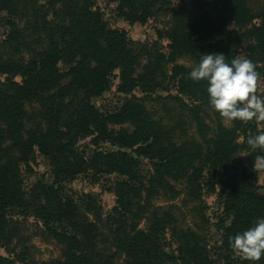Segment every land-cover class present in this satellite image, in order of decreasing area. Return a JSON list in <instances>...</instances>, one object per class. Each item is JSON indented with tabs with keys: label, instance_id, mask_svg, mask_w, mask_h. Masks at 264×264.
Returning <instances> with one entry per match:
<instances>
[{
	"label": "trees",
	"instance_id": "obj_1",
	"mask_svg": "<svg viewBox=\"0 0 264 264\" xmlns=\"http://www.w3.org/2000/svg\"><path fill=\"white\" fill-rule=\"evenodd\" d=\"M93 1L46 0L39 4V0H0V22L8 28L0 40V49L7 53L4 60L0 59V77H4L0 80V241L7 238L4 232L9 227L8 216L16 210L37 219L65 247L63 262L47 264H109L113 256L102 259L96 253L98 225L83 219L64 183L90 170L124 177L112 188L115 217L107 221L114 224L118 234L126 231L131 206L140 199L141 191L150 198L157 196L156 187L163 191L171 189L166 179L176 181L173 172H179L180 178L200 191V180L207 172L213 180L209 192L218 185L222 200L217 224L221 243L213 248L215 259L211 248L196 234L170 228V214V220L167 215L158 218V214H148L147 206L138 202L133 216L148 217L151 224L145 232L130 226L119 247L126 262L130 261L127 264H218L217 253L236 255L230 238L264 219V193L255 186V173L247 176L233 167L235 156L248 153V172L257 157L264 155L260 149L251 150L246 143L249 135L259 131L253 122L233 120L231 128L218 125L204 152L194 139L177 143L181 136L176 137L174 131L179 130V125L161 126L142 106L143 99L163 89L157 76L165 56L156 52L157 58L151 56L139 69L140 56L132 48L133 43L124 32L105 25L101 14L93 8ZM108 1L115 4L118 18L129 25L145 24L161 10L155 7L164 6V0ZM243 4L244 0H229L232 20L239 27L249 22ZM255 19L257 23L251 24L245 34L255 43L249 58L256 57L252 61L264 76V6ZM192 24L176 21L167 28L164 35L168 58L189 55L199 62L203 54L222 53L226 62L234 59L224 21L194 20ZM114 72H118V91L125 98L117 111L102 114L91 99L108 90ZM169 80L178 95L170 100L180 101L184 97L190 101L188 106L182 102L188 109L186 113L199 131L209 130L202 116L220 115L209 103L207 83L194 81L189 71L180 66L171 69ZM135 90L144 97L134 96ZM202 107L205 110H199ZM124 123L132 130L109 128ZM86 138H91L96 147L89 155L76 148L77 142ZM101 143L109 144L113 151L99 150ZM36 154L48 159L52 184L36 182L27 192L22 190L21 173L33 174ZM138 159L154 163L147 188L139 183ZM193 195L200 200V194ZM86 210H95L94 204L87 203ZM154 211L165 215L160 208ZM167 233L173 239L170 244H175L169 254L164 251ZM239 263L257 261L241 258ZM258 263L264 264V257ZM0 264L11 262L0 256Z\"/></svg>",
	"mask_w": 264,
	"mask_h": 264
},
{
	"label": "rangeland",
	"instance_id": "obj_2",
	"mask_svg": "<svg viewBox=\"0 0 264 264\" xmlns=\"http://www.w3.org/2000/svg\"><path fill=\"white\" fill-rule=\"evenodd\" d=\"M46 0H39V4H45ZM246 8L245 27H239L234 24L231 15V7L229 0H164V6L156 15L149 19L145 24L129 25L122 19L118 18L115 4H111L108 0H94L93 8L101 14L103 22L109 29L122 31L126 34L127 39L133 43L134 51L140 56L138 65L139 69L147 61L157 58L156 52L165 56V59L160 62L161 71L158 74V81L161 88L149 97L142 100V106L148 113L149 117L161 126H173L178 124L179 130L175 129L177 143L185 142L187 139H194V143L204 152L208 148V139H211L218 125L231 128V122L225 118H214L211 113H206L207 117L203 120L209 130L199 131L191 116L186 113V107L191 102L184 97H180V101L170 100L172 97H178L176 89L171 86L169 80L171 69L174 66H180L191 72V70L199 63L193 60L189 55H184L171 60L168 58V50L165 38V31L177 22L184 21L187 26L193 25L194 20L203 21H224L226 23L225 33L228 36L231 47L234 50V58L238 54L244 58H249L251 47L255 45L253 41L245 34L251 24L257 23L255 17L264 6V0H244ZM255 16V17H251ZM244 19V18H243ZM8 32V28L0 22V40L3 39ZM7 56L5 50L0 49V59L4 60ZM151 56H153L151 58ZM259 66V64H257ZM138 69V70H139ZM139 72V71H137ZM261 75V74H260ZM4 77H0L3 80ZM207 83V81H205ZM119 81L118 72H114L109 78L108 90L100 96L91 99V104L96 110L102 114L113 113L118 110L125 96L118 91ZM134 96L144 97L140 91L135 90ZM258 95H264V76L261 75ZM184 102L185 106H182ZM199 110H205L203 107ZM30 114L32 110H29ZM254 123L256 129L261 131L264 129V121L253 120L249 124ZM112 130L127 129L132 130V127L127 124L109 125ZM186 135V138L183 137ZM92 139L86 138L77 142L76 148L78 151H83L86 155L91 154L96 147L92 145ZM103 152H112L113 147L109 144L101 143L97 147ZM249 154L243 153L235 156L233 167L235 171L242 172L247 176L255 173L254 183L259 188V192L264 193V170H260L256 166L257 160L253 163V169L249 167ZM139 162V183L148 187V178L153 171V162L146 159H138ZM20 170L21 167H20ZM33 174L26 176L22 174V190L29 191L33 188L36 182H42L46 185L52 184V176L50 174V165L46 157L36 154L32 166ZM186 169L185 172H189ZM254 171V172H253ZM178 179L176 181L166 179L169 182L171 189L163 191L156 187L157 196L148 198L145 191H141L140 199L136 202L147 206L148 214L156 215L162 218L170 214L172 220L168 226L182 231H190L198 236V238L211 248L212 257L216 258V252L213 248L219 247L221 243V234L217 229L218 218L221 215V202L219 197V187L215 185L214 191L209 192V185L212 183L211 176L203 173V178L200 180L202 189L195 190L184 178H180L179 172H173ZM125 180L124 177L118 174L96 173L87 171L80 174L75 179L64 183V189L67 194L76 202L79 212L83 219L89 223L98 225V234L95 239L96 253L102 259L107 256H113L108 261L109 264H127L129 262L125 253L119 246L122 247L124 240L127 237V232L130 226L139 231H146L150 226L152 219L148 217L133 216L136 214V202L131 206L129 221L126 224V231L118 233L114 230V224L109 219H114L116 198L114 196L113 186L116 182ZM215 182V181H214ZM193 192L200 194V200L194 199ZM94 204L95 210L87 211L86 204ZM160 208L165 213H156L154 210ZM29 214L30 211H25ZM20 211H12L9 213V227L4 232L7 238L0 241V256L7 258L11 264H47L52 262L61 263L64 261V248L57 243L50 235L49 231L44 229L37 219L25 214H20ZM143 216V214L141 215ZM157 218V219H158ZM101 223V225H99ZM57 230L61 231L58 226ZM170 230V229H169ZM6 240V241H5ZM173 239L170 233L166 234L164 251L169 254L174 250L175 244H170ZM119 244V245H118ZM118 247L120 249H118ZM107 255V256H106ZM218 264H240L241 257L239 255L229 256L227 253H217ZM259 261H257L258 263ZM256 263V264H257ZM261 264V263H258Z\"/></svg>",
	"mask_w": 264,
	"mask_h": 264
},
{
	"label": "clouds",
	"instance_id": "obj_3",
	"mask_svg": "<svg viewBox=\"0 0 264 264\" xmlns=\"http://www.w3.org/2000/svg\"><path fill=\"white\" fill-rule=\"evenodd\" d=\"M189 76L194 81H207L211 107L229 121H264V95H258L260 73L251 59L238 54L226 62L222 53L201 55ZM251 150L264 152V130L249 135L246 140ZM256 166L264 170V155L257 157ZM232 250L242 259L256 262L264 257V219L230 238Z\"/></svg>",
	"mask_w": 264,
	"mask_h": 264
}]
</instances>
